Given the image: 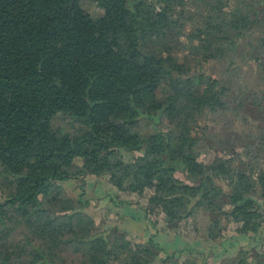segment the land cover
<instances>
[{
    "label": "trees",
    "instance_id": "trees-1",
    "mask_svg": "<svg viewBox=\"0 0 264 264\" xmlns=\"http://www.w3.org/2000/svg\"><path fill=\"white\" fill-rule=\"evenodd\" d=\"M91 175L264 264V0H0V264H180L61 185Z\"/></svg>",
    "mask_w": 264,
    "mask_h": 264
},
{
    "label": "crops",
    "instance_id": "crops-1",
    "mask_svg": "<svg viewBox=\"0 0 264 264\" xmlns=\"http://www.w3.org/2000/svg\"><path fill=\"white\" fill-rule=\"evenodd\" d=\"M103 176H87L85 178V182L81 185L78 182L74 181L73 179L65 180L61 182L64 187L66 193L73 198L81 197L82 199H91V204L87 207V211L91 214L100 224V226H108V227H115L119 228L124 231L127 238L130 239L134 243H145L146 240L152 238L153 244L156 245L158 249V253L162 254V256L174 255L175 257L179 256L180 254H184L189 252L191 255V251L197 247V245L202 247V251L197 250L196 253H202L204 257L207 259H211L212 257L216 258L215 260H219V262L223 261L224 259L231 258L233 256L228 255L227 250H229V244H226L227 240V231L224 232V236H220L215 241L210 243H201L199 237H197V242L194 246V243H191L190 239L193 235L179 233L175 230H162V228L157 227L156 225H152L149 221V218L145 214L143 208L137 203L131 202H123L118 204V193L115 189L109 185L105 178H101ZM75 189L81 190L82 192L79 193L75 191ZM102 191L100 192L99 190ZM97 192V194H90L89 192ZM73 192V193H70ZM108 195L111 197L108 201ZM135 200L136 197L132 196ZM101 199V201H100ZM124 208V210H123ZM130 211L133 217H139V225L136 223L137 230L127 229V214L125 211ZM138 232V233H137ZM132 233L141 235L143 238L139 239L136 238L137 235L133 236ZM184 235V236H183ZM192 235V236H191ZM157 236V238H155ZM187 239H184L185 237ZM226 240V241H225ZM225 241V242H224ZM239 240L236 239L235 244L238 243ZM190 242V243H189ZM202 244V245H201ZM220 246H223L224 250H219ZM237 247V246H236ZM240 247V245H239ZM237 247V252L239 250ZM227 249V250H226Z\"/></svg>",
    "mask_w": 264,
    "mask_h": 264
},
{
    "label": "rangeland",
    "instance_id": "rangeland-1",
    "mask_svg": "<svg viewBox=\"0 0 264 264\" xmlns=\"http://www.w3.org/2000/svg\"><path fill=\"white\" fill-rule=\"evenodd\" d=\"M83 13H84L83 16L85 18H88V17L97 16L100 13V11H99L98 8H96L94 5H92L89 1H85V2H83ZM110 61H112V58L110 59ZM201 157H204V159H207L209 156L201 155ZM176 175L179 178H183L181 176V174L178 173V172L176 173ZM101 178H104V176L101 177ZM63 186L66 187V184H64ZM75 191H78L79 193L82 192L81 190H78V189H75ZM99 191L101 192L102 190L100 189ZM99 191H97V192L96 191L95 192L90 191L89 193L90 194H97ZM70 193H73V192H70ZM143 202L145 203L144 199H143ZM123 210H124V208H123ZM125 213L127 214V217H128V219H127V223H128L127 224V229H132L133 231L137 230V227L135 225H136V223H138V225H139V222H140L139 217H133L132 214L130 213V211H128V210L125 211ZM150 217H151L152 220L156 221V223H155L156 224V229H157V227L160 228V225H159V222H158V218L161 219L163 217L162 214L160 215V214L154 212ZM97 224L100 225L99 223H97ZM243 226H244V223H242V222H240V223H235V222L229 223V227L230 228L227 231V238L229 240H227V241L225 240V241L227 242L226 244H229V250H227V249L226 250L228 252V255H230V256H233V255H235L237 253V250H235V249H237V247H239V245H240L239 249L241 248L242 250H248V249H253V248L254 249L258 248V250H260V251L263 250L261 245L259 247L260 239L257 238V236L254 233H252V230H247L246 232L238 230V229H240ZM262 226L263 227L261 229V232L263 231L262 236L264 237V223H263ZM186 227H187V229L184 230V233L185 234H191L190 225H187ZM133 234L134 233H132V235ZM195 234L196 233L193 232L192 233L193 236L191 235L192 237L190 239H188V240L191 241V243H194V246H195V244H196V242L198 240L197 237L195 238V236H196ZM135 235H137V237ZM133 236H135L136 238H139V239L143 238L141 235H138V234H134ZM255 236H256V239L254 238ZM155 238H157V236H155ZM187 238L188 237L186 236L184 239H187ZM236 239L239 240L237 244H235V242H234V241H236ZM145 243H147L148 245H150V243L153 244L152 238L149 239L148 241L146 240ZM156 248L153 249V251L156 254H158L159 256H162V254L158 253V249H156ZM202 249H203L202 247L199 248V246L197 245V247L191 251L192 252L191 255H190L189 252H187V253H184V254H180L177 257H175L174 255H172V256L175 259V261H177V263H180V264H182V263H190V264H193V263L194 264H220L222 262V261L219 262V260H215L216 258H214V257H212L211 259H207L206 257L203 256L204 254L202 255V253H199V252L196 253L197 250H200V252H201ZM224 249L225 248L223 246H220V248H219V250H224Z\"/></svg>",
    "mask_w": 264,
    "mask_h": 264
}]
</instances>
